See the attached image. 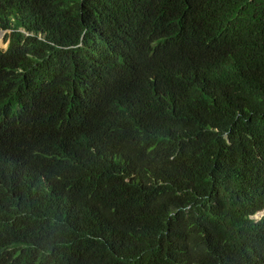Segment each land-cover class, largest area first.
I'll list each match as a JSON object with an SVG mask.
<instances>
[{
	"label": "trees",
	"instance_id": "obj_1",
	"mask_svg": "<svg viewBox=\"0 0 264 264\" xmlns=\"http://www.w3.org/2000/svg\"><path fill=\"white\" fill-rule=\"evenodd\" d=\"M0 264H264V0H0Z\"/></svg>",
	"mask_w": 264,
	"mask_h": 264
},
{
	"label": "rangeland",
	"instance_id": "obj_2",
	"mask_svg": "<svg viewBox=\"0 0 264 264\" xmlns=\"http://www.w3.org/2000/svg\"><path fill=\"white\" fill-rule=\"evenodd\" d=\"M4 37H5V32H4V33H0V46H1V47H5V46H6V45H5V41H4ZM263 215H264L263 212H262V213L260 212V213L256 214V215L254 216V218L259 219V218H261Z\"/></svg>",
	"mask_w": 264,
	"mask_h": 264
},
{
	"label": "water",
	"instance_id": "obj_3",
	"mask_svg": "<svg viewBox=\"0 0 264 264\" xmlns=\"http://www.w3.org/2000/svg\"><path fill=\"white\" fill-rule=\"evenodd\" d=\"M5 31H3V30H0V33H4Z\"/></svg>",
	"mask_w": 264,
	"mask_h": 264
}]
</instances>
